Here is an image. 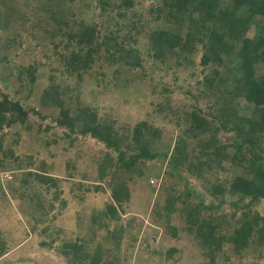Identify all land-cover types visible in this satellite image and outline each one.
I'll list each match as a JSON object with an SVG mask.
<instances>
[{
    "label": "rangeland",
    "instance_id": "374dc122",
    "mask_svg": "<svg viewBox=\"0 0 264 264\" xmlns=\"http://www.w3.org/2000/svg\"><path fill=\"white\" fill-rule=\"evenodd\" d=\"M58 1L61 2V0H0V59L5 57L0 61V92L7 93L9 98H16L14 91L20 86L17 80L18 68L29 63H35L37 66L38 76L33 85L35 89H30L31 91L27 93L28 99L21 98L27 89L16 92L24 107L32 106L38 109L35 103L40 88L46 84V75L50 73V68L56 66L57 55L52 50L65 53L70 48L62 31L56 34L55 30L56 36H51L44 30L56 28L57 24L48 18L45 7L57 8ZM130 1L129 5L104 7L103 10L99 8L97 0H69L66 3L76 18L85 19L86 22L96 25V42L110 37L109 44L112 45L114 39L115 46L112 48L117 54L114 63H108L106 62L108 59L103 57V48L98 46L100 48L96 53L98 57H94L89 68L92 74L104 73L102 79L113 86L111 91H106L104 86H101L99 88L103 90V94L97 95L96 98V95H90L88 91L91 82L87 85L85 82H76V89L82 101L97 105L99 116L106 115L105 117L113 119V126H128L126 128L130 130L134 124L144 120L160 128L165 141L161 150L167 151L168 155L175 137L189 123L186 111H195L201 117L204 115L207 119H212V112L214 115L217 110V107L212 110L209 106L215 103V99L210 100L208 95L200 91V85L197 84L203 79V69L199 63L203 48L197 43L195 51L181 52L178 62L173 56H165L160 60L157 57H150L147 54L149 32L152 29L176 25L166 22L158 15L155 9L158 0ZM109 2L112 5L113 2L117 3V0ZM151 7L154 8L150 9ZM190 14L191 20L197 18L199 12L192 9ZM66 21L69 27L76 26L72 19ZM61 28L64 29L65 26ZM16 32L19 35H14ZM253 33L250 28L245 35L252 36ZM11 37L15 41H12ZM128 49L133 50L131 55L135 56L133 53L135 52L140 58V67L131 69L130 62L126 63L124 52ZM207 67H211L209 63ZM226 73L228 72L225 69L223 75ZM84 80L88 81L91 78L87 76ZM228 86L230 83L218 86V89ZM226 105L235 107L236 115L244 117L251 115L242 99H231ZM227 106L223 109L230 112V107ZM39 110L45 115V119L40 120L28 112L24 124L29 125L28 129L21 124L3 125L0 129V222L3 224L6 219L3 215L6 205L9 209L14 207L12 209H16L21 215L25 214L27 221H24L23 217L22 223L26 227L24 226L25 231L21 235L27 236L28 229L33 235L29 237L31 245L35 242L41 243L43 249L37 252L36 249L30 248L28 251L32 257L39 259L40 263L37 264H66L63 257L62 261L57 258L58 254L54 249L64 242L74 243L78 225L82 229L79 236L90 238L86 244L89 246L102 243L103 247L110 249L106 252L107 259L117 264H194L206 261V258L201 256L200 242L194 238L193 233L182 229L174 236L170 235L167 224L171 223L178 229L184 217L173 213L164 221L165 211L159 208L160 202L155 198L158 185L163 178V169H170L171 166L168 156L160 155L153 160L160 165V169H155L148 180L141 179L138 182L133 180L129 183L130 198L122 203L118 213V223L125 226L124 234H119L116 228L115 236H110L108 231L113 229L115 224L109 213L102 214L106 211V202L110 200L108 190L102 192L95 190L94 186L103 185L107 178H97V161L102 160L104 153H110L112 158L116 153L88 135L72 133L56 125L53 120L56 116L55 109ZM209 111L211 114H208ZM226 118L228 119L226 126L231 128L228 116ZM219 122L218 119H213L212 126L216 129L214 134L216 133L222 142H226L227 137L233 133L231 130H221ZM36 124H40L41 128L36 129ZM45 125L49 126L47 130H43ZM242 126L246 128V124L242 123ZM255 136L257 137L255 145L263 148L264 130ZM187 149V162L198 158L197 149ZM13 156L16 161L12 159ZM199 159L203 160L204 157L201 156ZM31 160L34 161L35 168L27 164ZM37 165L41 167L36 169ZM223 165L224 169H210L197 176L179 169L178 176L174 173L173 176L168 174L165 178L170 181L176 194L183 191L182 183H185V186L190 188L188 201L194 203L201 199L206 207L212 201L211 196L207 194L209 182H226L231 173L232 168L228 163ZM28 170L57 180L45 183L42 179L37 181L33 175H25V171ZM237 171L238 169L235 170V174ZM179 178L183 181L177 180ZM24 179L26 183L23 184ZM75 182H79L83 187L80 191L83 195L81 201L73 198L68 191L70 184ZM22 186L25 190H22ZM59 199L66 200L63 207ZM225 199L220 206H226L230 196H226ZM48 202L54 204L53 209H48ZM40 204L44 207L41 212L38 208ZM254 209L263 211L264 199L254 205ZM205 213L206 211H202L200 216L204 217ZM58 229L61 233L56 235ZM171 246L176 247L177 251L171 258H166L164 251ZM232 263L264 264V251L258 257L256 253L238 257L233 252L231 244L224 243L214 264Z\"/></svg>",
    "mask_w": 264,
    "mask_h": 264
},
{
    "label": "trees",
    "instance_id": "16d2710c",
    "mask_svg": "<svg viewBox=\"0 0 264 264\" xmlns=\"http://www.w3.org/2000/svg\"><path fill=\"white\" fill-rule=\"evenodd\" d=\"M68 1L56 2L57 8L45 7L48 18L57 25L55 29L44 30L51 36L55 30L56 34L62 31L70 48L65 53L52 50L57 55L56 66L50 68V73L46 75L47 82L40 88L35 103L38 109L32 106L24 107L16 93L27 89L21 98L28 99L27 93L31 91L30 89H35L33 85L38 76L37 66L35 63H29L18 68L17 80L20 86L14 91L16 98H9L7 93L0 92V129L3 125H24L28 112L43 120L45 115L39 109H55L56 116L53 120L56 125L72 133L88 135L115 152L114 158L110 153H104L102 160L95 159L98 164L97 178L107 177L103 185H95L94 189L102 192L108 190L110 200L106 202V211L102 214L109 213L115 224L114 228L108 231L110 236H115L116 228L119 234H124L125 226L118 223V213L122 203L130 198L129 183L133 180L137 182L141 179L148 180L155 169H160V165L153 160L160 155H166L171 166L170 169H163V178L158 185L155 198L160 202L159 208L165 211L164 221L173 213L183 215L185 219H182V225L178 229L171 223L167 224L170 235L174 236L178 230L184 229L188 233H193L194 238L199 240L201 256L206 258V261L194 264H214L224 243H230L238 257L255 253L258 257L264 251V210L260 212L254 209V205L264 199V147L255 145L257 138L255 134L264 130V0L157 1L155 9L158 15L166 22L175 23L176 26L152 29L147 35V54L159 60L165 56H173L177 61L181 52L195 51L197 43L202 45L199 63L203 69V79L197 84L200 85V91L208 95L210 100L215 99V103L209 105L210 108L215 110L217 107L214 115H212L214 112L212 114L208 112L212 119H207L204 115L201 117L195 111H186L190 124L186 120L187 127L177 134L168 155L167 151L161 150L165 141L160 128L144 120L134 124L130 130L126 128L128 126H113V119L105 117L106 115L99 116L95 103L80 99L76 82H85L86 85L91 82L88 91L90 95H96V98L103 94L99 87L104 86L106 91H111L113 87L109 82H104L103 72H98L99 74L89 72L94 57H98L96 54L100 50L98 46L103 48L102 54L108 59L106 61L108 63L113 64L117 54L112 48L115 46L114 39L112 45L109 44L110 37L96 42V25L86 22L85 19L76 18L66 4ZM97 2L102 10L104 7L131 4L130 0H117V3L113 2L112 5L109 0ZM192 9L198 11L199 15L190 20ZM69 18L75 22V27H69L65 23ZM62 26L65 28L62 29ZM250 28L254 32L253 35H245ZM132 51L128 49L124 52L126 63L130 62L131 69L140 67V58L135 52H133L135 56L131 55ZM3 59L5 57H1L0 61ZM208 63L211 66L209 68ZM225 69L228 73L223 75ZM87 76L91 80L85 81ZM227 83H230V86L218 89V86ZM235 98L245 101L250 116L236 115V108L226 105L227 101ZM226 106L230 107V112L223 109ZM159 109L158 105L157 110ZM227 116L232 124L231 128L226 126ZM214 118L220 121L221 130L232 131L233 135L227 137L226 142H222L216 133L214 134L216 130L212 126ZM242 123L246 124V128ZM24 127L28 129L29 125ZM38 128H41L40 124H36V129ZM48 128V125L43 126V130ZM187 148L197 149L198 158L187 162ZM201 156L204 157L203 160L199 159ZM12 159L17 160L14 156ZM224 163H228L232 168L231 173L226 182H209L207 194L211 196L212 201L206 207L201 199L194 203L188 201L190 188H187L185 183H182L183 191L176 194L170 181L165 178L168 174L179 175V169L197 176L210 169H224ZM27 164L35 168L34 161L31 160ZM40 167L37 165L36 169ZM25 175H33L37 181L42 179L44 183L57 180L32 170L25 171ZM177 180L183 181L180 178ZM25 181L24 179L22 183H26ZM81 188H83L81 184L75 182L70 184L68 191L73 198L81 201L83 200ZM22 190H25L23 186ZM226 196H230L227 205L220 206L226 201ZM59 200L63 207L66 200ZM214 200L216 202L213 203ZM53 205L48 202V209ZM38 208L40 212L44 209L42 204ZM202 211H206L204 217L200 216ZM77 227L74 243L64 242L54 249L56 254L65 259L66 264H117L107 259L106 252L110 249L103 247L102 243L88 246L86 243L90 238L79 236L82 229L79 225ZM105 228L108 229V224ZM59 233L61 230H56V235ZM4 244L5 242L0 240V253L4 250ZM176 251L177 248L171 246L164 251V255L171 258Z\"/></svg>",
    "mask_w": 264,
    "mask_h": 264
},
{
    "label": "crops",
    "instance_id": "0c3cea01",
    "mask_svg": "<svg viewBox=\"0 0 264 264\" xmlns=\"http://www.w3.org/2000/svg\"><path fill=\"white\" fill-rule=\"evenodd\" d=\"M12 208L14 207H10L9 209L6 205L4 208L5 211L3 212L4 218L6 219L3 224L0 222V240L5 242L4 250L0 253V264H37L39 259L32 257L28 251L30 248L36 249L37 252L43 251L40 246L41 243L35 242L33 243L34 245H31L32 243L30 242L32 241L29 237L32 234L29 233L28 229L27 236L21 235L25 231V224L22 223V219L24 217V221H26V216L25 214H22V216L16 209L14 210ZM6 211L8 212L6 213ZM59 256L57 255V258L62 261V256ZM63 262L66 263L64 258Z\"/></svg>",
    "mask_w": 264,
    "mask_h": 264
}]
</instances>
